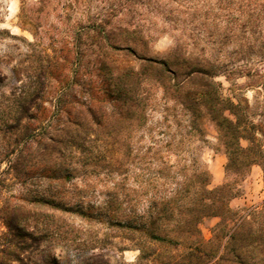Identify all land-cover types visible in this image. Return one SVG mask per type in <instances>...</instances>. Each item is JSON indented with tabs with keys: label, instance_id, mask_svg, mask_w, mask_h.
<instances>
[{
	"label": "rangeland",
	"instance_id": "374dc122",
	"mask_svg": "<svg viewBox=\"0 0 264 264\" xmlns=\"http://www.w3.org/2000/svg\"><path fill=\"white\" fill-rule=\"evenodd\" d=\"M120 1L0 0V264H264L263 168L227 167L214 120L192 99L208 78L190 74L213 73L241 146L255 138L264 151V8L132 0L112 25L140 30L138 55L109 57L115 73L142 72L144 100L126 118L99 90L100 38L89 31ZM173 51L167 83L144 69ZM75 134L84 150L51 141ZM201 172L218 214L200 203Z\"/></svg>",
	"mask_w": 264,
	"mask_h": 264
},
{
	"label": "trees",
	"instance_id": "16d2710c",
	"mask_svg": "<svg viewBox=\"0 0 264 264\" xmlns=\"http://www.w3.org/2000/svg\"><path fill=\"white\" fill-rule=\"evenodd\" d=\"M131 1L132 0H123V2L120 1L122 4L120 3L117 9L110 8L107 10L106 18L99 22H90L89 24V31L95 33L94 37L96 36L100 38L99 48L103 56V59L97 68L101 74L98 76L102 80L99 90H101V92L118 105V109L121 113H123V117L126 118H131L138 108V104L144 100L141 98L139 93V86L141 83L140 75L142 72H137L130 66H124L121 67L118 73H115L111 70L109 57L113 52L123 54L130 53L136 56L138 55L135 45H137L140 30L130 24L123 26L112 25V18L118 13H124L123 10H127ZM235 6H237L240 13H249L254 11L258 6L260 8H264V0H229V12ZM248 15L253 16L252 14ZM251 18L252 17H249L243 21V24L241 25H248L250 22L253 23L255 20L259 19V16L257 14L252 18V21ZM174 52L175 51L167 53L164 58H144V69L155 70L160 79L164 82L166 81L167 83L170 76H174V69L171 66L173 58H175ZM174 65L176 66V64ZM190 74L195 75L196 77L206 76V78H208V83L206 84L208 88L198 90L196 93L192 94V99H194L197 103H202L209 116L214 120L226 149L228 160L227 167L233 170H240L248 169L254 164H259L262 166L264 171V151L262 147L255 142V138H246L248 140V145L246 147L241 146L240 139L242 136L240 121L234 110L235 105L229 101V106H227L224 100L219 97L216 91L217 84L212 79L213 73L208 69L191 66ZM164 82L163 84L167 85ZM173 91L179 92L180 89L176 88ZM187 108L192 109L191 106H188ZM85 111L89 115V121L94 124L100 123V118L96 115L97 113L91 105H88ZM225 111H229V116L224 114ZM81 124L76 123L75 125L80 128L82 126ZM86 124H89V122ZM56 136L59 137V134ZM51 141L55 145L65 143L66 147L74 150H84L86 142V140H82V138L77 134L73 135L72 138L67 141L62 142L54 137L51 138ZM201 174L202 176H206V179H203L201 189L208 197L204 196L201 198L200 203L207 208L208 211L211 210V213L218 214L219 212L215 209V204L220 201L219 199H215L216 197L213 196L216 190H207L205 188L207 184V172H201ZM209 195H211V197H209ZM205 197L210 199V203L204 202L205 200L203 199H206ZM130 227L132 228L133 226ZM134 228H138V226H134ZM233 237L234 236L231 234L229 239H233ZM230 261L229 257V262ZM234 261L239 264H246V261L241 257V255L236 256Z\"/></svg>",
	"mask_w": 264,
	"mask_h": 264
}]
</instances>
